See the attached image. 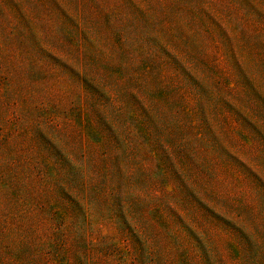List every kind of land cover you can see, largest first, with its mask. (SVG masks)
Listing matches in <instances>:
<instances>
[{"label":"rangeland","instance_id":"rangeland-1","mask_svg":"<svg viewBox=\"0 0 264 264\" xmlns=\"http://www.w3.org/2000/svg\"><path fill=\"white\" fill-rule=\"evenodd\" d=\"M0 264H264V0H0Z\"/></svg>","mask_w":264,"mask_h":264}]
</instances>
